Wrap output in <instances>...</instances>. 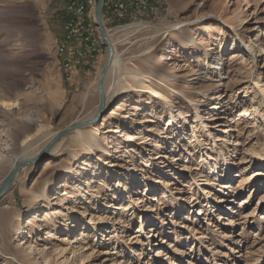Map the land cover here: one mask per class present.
I'll return each instance as SVG.
<instances>
[{
    "label": "rangeland",
    "instance_id": "rangeland-1",
    "mask_svg": "<svg viewBox=\"0 0 264 264\" xmlns=\"http://www.w3.org/2000/svg\"><path fill=\"white\" fill-rule=\"evenodd\" d=\"M98 1L86 52L104 53L69 80L68 1L0 0V184L16 158L95 116L109 58ZM148 1L122 23L107 13L120 61L102 116L21 168L0 199V264H264V0ZM182 24L158 63L165 29ZM210 69L223 75L206 90Z\"/></svg>",
    "mask_w": 264,
    "mask_h": 264
},
{
    "label": "bare ground",
    "instance_id": "bare-ground-1",
    "mask_svg": "<svg viewBox=\"0 0 264 264\" xmlns=\"http://www.w3.org/2000/svg\"><path fill=\"white\" fill-rule=\"evenodd\" d=\"M94 2V1H93ZM91 3H92V0H83L82 2H81V7H80V14H81V20L83 21V28H86V29H88V31H87V33H81V36H82V40H86L87 42L86 43H88V44H93V42H94V37H93V35H92V33H91V31H92V29H91V26L92 25H89V24H87L88 22L86 21V15H87V13H88V11H89V7L91 6ZM70 6V5H69ZM70 8H71V6H70ZM105 8V7H104ZM108 13H109V16H108V18L109 19H113V18H115L116 17V15H115V11H108ZM104 15V14H103ZM107 18V19H108ZM69 19V18H68ZM102 19H103V17H102ZM111 19V20H112ZM116 21V20H115ZM105 22V21H104ZM97 23V22H96ZM66 30H67V33H71L72 32V23H70V21H68L67 22V24H66ZM188 30V28L186 27V24H182V25H176V26H171L170 28H166L165 29V31H164V33L166 34V40L164 41V47H163V53H162V55H159V57L158 58H160L159 59V61H158V63H164V62H166V60L169 58V55L171 54V52H174L176 49H175V46L174 45H171L170 43H169V40H170V38L172 37V36H174V35H176V33L177 34H181V33H184V32H186ZM71 40V39H70ZM77 41V39H72V42L73 41ZM91 42V43H90ZM170 44V45H169ZM115 48V47H114ZM60 53L61 54H65L64 56V62L65 63H67V61H68V52H63V42H62V46H61V51H60ZM85 57V56H84ZM120 55H119V53L118 52H116L115 53V56H114V59H113V62H112V65L114 64H117L119 61H120ZM255 58H256V55H255ZM258 59H260V61H262V62H264V52H262V54L261 55H259V57H258ZM84 63H85V60H84ZM133 72V70H131V73ZM203 74H202V76H201V78L200 79H202L204 82H205V84H204V87H205V89L207 90V89H209V87H211V85H213V84H217V82H216V78H218V77H220V76H222L223 75V73L221 72V71H217V70H214V69H210V70H206V71H204V72H202ZM141 74V73H140ZM140 74H138V73H134V76H132L133 78H132V80L135 82V84H137V88L138 89H144L145 87H147V88H149L150 90H151V93H150V95L151 96H154V98L155 99H157L158 97H161V96H163V97H167V96H165L162 92H161V90L160 89H154V88H152L151 86H146V84H145V81H141V82H138V80H137V77L140 75ZM142 77L143 78H149L150 76H149V74H142ZM175 80H173V82H174ZM172 82V83H173ZM128 86V83L127 82H125V83H123V88H125V87H127ZM173 90H175V88H172ZM264 90V89H263ZM263 93H264V91H263ZM3 106H10V104H8L7 102H4L3 103ZM98 109H99V107H98ZM97 109V110H98ZM96 110V111H97ZM96 113V112H95ZM174 115V114H173ZM172 115V116H173ZM173 118H175V117H173ZM172 119V118H171ZM173 120V119H172ZM90 128H93L94 127V124H91L90 126H89ZM88 134H86L82 129H78L77 130V136H78V138H79V142L78 143H80L81 145H84L85 146V148L87 149V151L89 152V153H91V154H93L94 152H95V148H93L92 146H91V144H90V141H91V139L87 136ZM109 154H110V152H109ZM261 159V162H263L264 163V157H261L260 158ZM255 164H258L259 165V163H255ZM226 170L228 171V167L226 168ZM216 183V182H215ZM224 199H222V200H220L221 201V203H222V201H223ZM178 204V209L179 208H181V204H179V203H177ZM181 210V209H180ZM180 211H175V213L174 214H176V213H179ZM22 217V215L21 216H19L18 218H17V221L15 222V231L16 232H18V233H21L22 232V230H23V224L21 223V218ZM25 235V234H24Z\"/></svg>",
    "mask_w": 264,
    "mask_h": 264
},
{
    "label": "built area",
    "instance_id": "built-area-1",
    "mask_svg": "<svg viewBox=\"0 0 264 264\" xmlns=\"http://www.w3.org/2000/svg\"><path fill=\"white\" fill-rule=\"evenodd\" d=\"M70 1L71 8H67L70 23H72V32L65 33L63 42V52H68V61L65 63L66 71L70 74L69 77H75L79 74L78 68L81 63L89 62L96 58L97 51L94 50L93 55H87L86 47H92L82 40L81 33H87L88 29L83 28L81 20L80 7L83 0H65ZM103 12V18L106 23L108 11H115L116 23H122L125 20H132L142 10H149L150 3L148 0H106ZM101 36V35H100ZM103 38V36H101ZM70 39H77V46H70ZM85 56V57H84ZM80 69V67H79Z\"/></svg>",
    "mask_w": 264,
    "mask_h": 264
},
{
    "label": "water",
    "instance_id": "water-1",
    "mask_svg": "<svg viewBox=\"0 0 264 264\" xmlns=\"http://www.w3.org/2000/svg\"><path fill=\"white\" fill-rule=\"evenodd\" d=\"M105 1L106 0L98 1L97 3L98 6L95 12V20H97V25L100 29L101 35L103 36L106 42L107 50L109 51V58L104 66V69L101 71L99 78H98V82H99L98 87H99L100 98H101L99 109L96 111L95 116L92 117L91 119L81 121L80 123L72 124L68 126L67 128H65L64 131H61L58 134H56L52 139H50L48 144L39 153L35 154L34 156L32 157L21 156L19 158H16L14 160L13 167L9 170V172L5 176L4 181L0 184V199L3 198L4 195H6V193L10 190L15 180V176L18 174L21 168L35 164V162L38 159L45 157L50 151V149H52L53 145L70 130L74 128H78L80 126L88 125L90 123H94L96 120H98L102 116L104 109H105L106 101H107V98H105V89H104L105 82L104 81H105L107 74L109 73V70L112 68L111 65H112V62H113V59L116 53L114 44L110 36H108L106 24L104 20L102 19L104 7H105L104 5Z\"/></svg>",
    "mask_w": 264,
    "mask_h": 264
},
{
    "label": "crops",
    "instance_id": "crops-1",
    "mask_svg": "<svg viewBox=\"0 0 264 264\" xmlns=\"http://www.w3.org/2000/svg\"><path fill=\"white\" fill-rule=\"evenodd\" d=\"M68 4L70 5V1H68ZM65 6H66V4H64ZM91 13H93V15H95V13H94V8L92 9V11H91ZM66 33V32H65ZM77 46V45H76ZM104 47H101V50H100V52L97 54V57H100L103 53H104V49H103ZM95 61H96V59H94L93 61H90L89 62V64L87 63V62H85V63H81L80 64V67H88V69L87 68H85V69H87V71H90L93 67H94V63H95ZM81 74V73H80ZM69 80H73L72 78H70Z\"/></svg>",
    "mask_w": 264,
    "mask_h": 264
}]
</instances>
